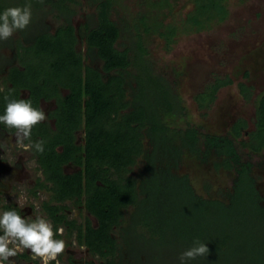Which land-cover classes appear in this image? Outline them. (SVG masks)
Instances as JSON below:
<instances>
[{"label":"trees","instance_id":"obj_1","mask_svg":"<svg viewBox=\"0 0 264 264\" xmlns=\"http://www.w3.org/2000/svg\"><path fill=\"white\" fill-rule=\"evenodd\" d=\"M88 1L97 3L99 20L94 26L90 22L85 24V48L88 55L95 53L101 60L100 69L83 65L81 53L77 50L78 39L72 18L81 0H0V13L9 7H23L30 3L44 11L39 12L40 18L51 14L61 20L52 32H35L32 29L36 27L32 28L33 35L27 44L15 41L17 64L9 67L5 86L0 90V115L4 114L7 104L5 97L31 100L33 107L37 108L42 99L55 101V107L47 113V117L53 119V127L43 121L33 127L31 135L33 143L45 141L44 152L35 151L44 180L50 183L48 186L36 182L50 192V199L44 203L45 210L53 221H62L66 218L63 213L65 202L78 201L82 196L84 207L97 223L94 226L88 219L84 228L77 229L79 237L92 252H99L102 256L113 254L117 243L111 236V229L121 222L124 209L130 205L134 206L131 231L139 233V227L143 230L141 235L153 241L161 238L164 218L161 219L155 205L150 203L152 193L146 185L152 181L161 182L165 175L178 181L180 188L184 187L189 196V200L186 196L179 198L180 202H174L176 212L183 209L186 214L190 211L205 224L199 230L201 242L224 253L235 242L243 249L244 246L248 248L254 237L252 234L257 231L254 227L264 224V207L259 203L260 196L250 176L251 163L242 159L233 140L227 136L200 133L191 125L180 131L171 130L163 120L168 113L183 114L178 95L155 71L148 57L147 42L151 34L168 38L176 32L175 28L161 21L160 14L162 8L168 5V0H142L140 7L145 9L140 10L134 21L124 27L109 17L111 0ZM194 3L198 13L216 8L220 12L225 11L222 0H194ZM38 16L35 15L36 18ZM192 21L195 24L201 22L198 15ZM25 32L18 30L20 36L29 38L30 31ZM122 32L130 33L133 45L119 49L114 43ZM130 66L134 72H131ZM129 77H132L134 85ZM61 89L67 92L61 93ZM128 89L132 92L131 100L125 99ZM21 90H26L27 95L21 97ZM259 115L258 128L250 132V141L241 143L253 151L264 148V96L259 100ZM241 124L244 125L243 122ZM82 126L83 144L78 143L75 136ZM237 128L235 124L233 132L239 135ZM171 132H178L179 144L173 143ZM144 137L149 144L147 148L143 145ZM183 149L201 154L202 158L209 154L222 157L215 166L222 165L236 172L229 204L195 195L186 176L176 177L168 168L160 167L163 159H166L167 167L171 163L177 166ZM140 155L145 160L144 177L139 185L144 193L142 198L139 197L135 179L126 175ZM67 163L80 168L65 173L63 165ZM159 171H163V177L155 180ZM239 204H243L240 210L250 213L247 219H243L249 225L252 221L254 223L250 226L245 224V231L233 237V230L225 229L222 218L228 221ZM11 209L6 207V211ZM214 221L216 233L212 225L208 229L206 227L207 222ZM72 223L69 222L70 225ZM188 234L193 237L195 233ZM110 261L111 264H118Z\"/></svg>","mask_w":264,"mask_h":264},{"label":"rangeland","instance_id":"obj_2","mask_svg":"<svg viewBox=\"0 0 264 264\" xmlns=\"http://www.w3.org/2000/svg\"><path fill=\"white\" fill-rule=\"evenodd\" d=\"M141 3L142 0H111L109 17L122 27L131 24L137 17V13L145 9L143 6L140 7ZM222 5L224 12L216 8L212 9L213 11L209 9L198 13L194 0H168V5L162 8L161 21L164 25L175 28L176 32L168 38L151 34L147 42L148 57L155 71L160 73L172 86L183 106L182 116L172 113L163 116L166 124L171 130L180 131L187 125H191L200 133L228 135L232 138L243 159L250 160L253 164L251 175L260 196V205L264 207V148L255 152L248 147L241 146L239 142H249L250 132L258 128L260 121L258 119L260 116L259 100L264 96V0H222ZM31 11V23L22 30L26 31L25 33L30 31L29 38L20 36L16 31L10 39L0 41V90L5 86V77L9 67L17 64L15 57L17 43L15 41L27 44L33 35V30L52 32L61 22L51 14L40 18L39 12L44 11L36 9L33 5H31ZM98 12L97 3L81 0V5L72 18V23L78 39L77 50L81 53L83 65L88 64L100 69L101 60L95 53L88 55L85 48L87 32L85 24L90 22L92 26L96 25L99 20ZM35 15L39 16L36 18ZM197 15L201 22L195 24L192 20ZM132 43L130 33L122 32V36L117 38L114 45L123 49L132 46ZM129 55H133L131 51ZM129 69L134 72L132 66ZM128 80L134 85L132 77ZM219 82L222 84L218 85ZM66 92V89H61V93ZM131 94L132 92L128 89L125 99L131 100ZM20 95L21 97L26 96L27 91L22 90ZM40 107L44 108L47 115L55 107V101L42 99ZM45 121L53 127V119L47 117ZM242 122L245 124L241 129ZM235 124L240 128L239 135L233 132L232 127ZM174 133L171 132L173 143L179 144L178 132ZM14 136L15 130L0 124V141H7L4 146H0V208L3 209L6 203L15 202L16 193L19 194L24 187L43 189L45 193L43 192L42 196L45 201L50 199V192L36 185V182L46 183V181L35 150L23 152L15 145ZM75 136L78 143H84L83 126L76 131ZM143 145L144 148L149 146L145 137ZM220 159L214 154L202 158L201 154L196 155L183 149L177 166L171 163L167 167L166 159H163L160 167L168 168L170 173L176 177L186 176L188 185L195 195L229 204V194L233 191L237 174L233 169H225L222 165L216 167L215 163L220 162ZM79 168L71 163L63 165L65 173L76 171ZM144 170L145 160L140 155L126 174L135 179L140 198L144 197V193L139 188L144 177ZM157 177L155 180L163 177V171H159ZM153 182H149L146 186L152 193L150 203L155 205L161 219L164 218L162 219L164 230L159 240L153 241L141 235L143 230L139 227H137L139 233L131 231L134 206L130 205L124 209L121 222L111 229V236L117 243L113 254L108 253L102 256L99 252H92L84 244L83 238L79 237L77 230L84 228L88 219L94 226L97 223L95 217L90 215L84 207L82 196L78 201L65 202L63 213L66 215L64 219L66 222H60L67 227V230L70 225L68 221H73V225H70L69 231H65L64 235L55 238L65 240L67 248L72 247L73 240L77 239V254L93 260L95 264H111L110 260L118 264H180V255L191 248L194 241H200L201 231L199 230L205 224L201 220L198 221L199 216L196 217L190 211L186 214L182 211L183 209L176 212L174 202H180L188 196L184 187L180 188L178 181L164 175L161 182L158 183V180L157 183ZM46 184L50 185L49 182ZM11 185L14 188L10 196L11 200L7 199L5 202L6 189ZM156 185H160L161 188L159 189ZM187 199L189 200V196ZM242 206L243 204H239L231 212L228 221L222 218V225L227 230H233V237H237L239 232L243 231L247 224L249 225L245 219L250 213L240 210ZM33 214L34 212L28 209L21 211L22 217L25 218ZM47 214L46 219H48ZM253 223L252 221L250 225ZM215 224V221L207 222L206 227L208 229L212 225L213 232L216 233ZM258 227H254L258 232L254 231L255 235L252 234L254 237L251 238L248 248L244 246L243 249L237 242L230 245L226 253L208 247L209 255L206 258L197 257L195 260L186 261V264H264V224H259ZM188 233L195 234L190 237ZM87 249H89L88 253ZM23 251L24 253L25 251L30 252V250ZM66 255V252L61 254L62 261H65ZM11 259L13 264H34L31 252L28 257L17 255Z\"/></svg>","mask_w":264,"mask_h":264},{"label":"clouds","instance_id":"obj_3","mask_svg":"<svg viewBox=\"0 0 264 264\" xmlns=\"http://www.w3.org/2000/svg\"><path fill=\"white\" fill-rule=\"evenodd\" d=\"M32 20L31 4L23 7H9L0 13V41L10 39L18 30L26 29ZM4 114L0 115V124L15 130V145L23 152L33 149L38 153L44 152L45 141L32 142L31 135L34 126L47 119L43 107H33L31 100L9 99ZM7 141H0L4 146ZM0 264H13L11 258L23 250H30L32 258L39 259L40 264H60L59 256L67 250V243L56 236H62V227L54 230L52 223L41 216L35 219L25 218L15 209L0 214ZM209 255L207 243L196 240L193 246L184 251L180 264L195 260L197 257L206 258Z\"/></svg>","mask_w":264,"mask_h":264},{"label":"flooded vegetation","instance_id":"obj_4","mask_svg":"<svg viewBox=\"0 0 264 264\" xmlns=\"http://www.w3.org/2000/svg\"><path fill=\"white\" fill-rule=\"evenodd\" d=\"M172 87V86H171ZM22 91V90H21ZM245 124V123H244ZM235 126V125H234ZM234 126L232 127V129L234 128ZM238 126V125H237ZM239 127V126H238ZM242 127H244V126H242V124L240 125V128L242 129ZM240 128H237V129H239L238 130V132L240 131ZM224 136H227V137H229L228 135H224ZM230 138V137H229ZM232 139V138H231ZM233 140V139H232ZM240 142V144L242 143V142H244V141H239ZM233 143H234V146L236 147V149H237V151L239 152V154H240V156L242 157V155H241V152L238 150V148H237V146L235 145V141L233 140ZM241 146H243L242 144H241ZM245 147V146H244ZM263 149V148H262ZM261 149V150H262ZM252 150V149H251ZM253 151V150H252ZM255 152H257V151H255ZM259 152V151H258ZM220 158H222V157H220ZM242 159H243V157H242ZM244 160V159H243ZM247 161H249L250 163H251V167H250V176L252 177V179H253V181H254V178H253V176L251 175V168H252V162L250 161V160H247ZM226 169V168H225ZM236 178H237V175H236ZM2 182H4V181H2ZM4 184V183H3ZM8 186V185H7ZM16 186V185H15ZM9 187V186H8ZM254 187H255V182H254ZM16 188H17V186H16ZM19 189L21 188V187H18ZM256 189V188H255ZM7 190V195H6V199H5V202H6V200L8 199V200H11L10 199V196H11V193L13 192V190H14V188L12 187V185L10 186V188H8V189H6ZM44 190H45V188H44ZM257 190V189H256ZM43 189H39V188H35V187H33V189L32 188H22L21 190H20V192H19V194H17L16 193V197L14 198V203L12 204V202L11 203H6L5 205H4V209L1 207L0 208V214H2L4 211H6V207H11L12 209H14V207H15V209H17L18 211H19V213L21 214V211L24 209V210H26V209H28L30 212H34V214H33V216H27L26 218H31V219H35V217H37V216H41V217H43V218H45V216H46V213H47V211L45 210V208H44V203L45 202H47L48 201V199L45 201V199L43 198V196H42V194H43ZM258 192V191H257ZM45 193V192H44ZM259 195V194H258ZM16 198H19L18 200L16 199ZM259 203H260V199H259ZM16 204H18V205H16ZM2 206H3V204H2ZM47 218L49 219V221L52 223V225H53V228H54V230L56 229V228H60V227H62L63 229H64V232H63V235H64V233H65V231H69V229H70V225L68 226V230H67V227L66 226H64L60 221L59 222H55V221H53L52 220V218L51 217H49V215L47 214ZM62 221H65V220H62ZM66 222V221H65ZM68 223H69V221H68ZM3 233H2V231H0V235H2ZM57 237V236H56ZM78 245V243H77V239H75V240H73V243H72V247H68L67 248V250H66V259H65V261H62L61 260V255L59 256V260H60V264H95L94 262H93V260H88V259H86V258H84V256H79L78 254H77V250H76V247H78L77 246ZM70 246V245H69ZM87 251V253H88V251H89V249H87L86 250ZM29 253L30 252H26L25 251V253H24V251H22V252H20V253H18V256H22V257H28L29 256ZM27 255V256H26ZM31 257H32V253H31ZM33 263L34 264H40V260L39 259H33ZM53 264H54V262H53Z\"/></svg>","mask_w":264,"mask_h":264}]
</instances>
